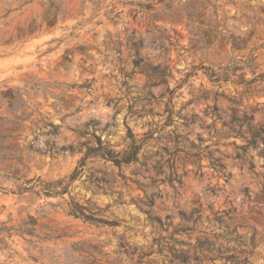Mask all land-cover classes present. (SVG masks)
<instances>
[{"label": "rangeland", "instance_id": "1", "mask_svg": "<svg viewBox=\"0 0 264 264\" xmlns=\"http://www.w3.org/2000/svg\"><path fill=\"white\" fill-rule=\"evenodd\" d=\"M263 135L264 0H0V264H264Z\"/></svg>", "mask_w": 264, "mask_h": 264}, {"label": "trees", "instance_id": "2", "mask_svg": "<svg viewBox=\"0 0 264 264\" xmlns=\"http://www.w3.org/2000/svg\"><path fill=\"white\" fill-rule=\"evenodd\" d=\"M206 72L208 73L209 78H211L214 81L217 80H225L228 79V75H220L219 73L209 69L205 68ZM260 140L264 142V135L260 137ZM254 147H256V143H251ZM93 157V156H99L105 159V161H111L112 163L116 165L121 164H127L132 162L135 159V151L132 153H128L126 155H120L118 151H115L112 149V145L101 141L98 142L97 146H88L86 148V151L84 152V155L82 157V160H85L87 157ZM14 186L13 189H7L0 186V190L4 192H11V193H17V194H23L27 191H34L36 193L42 192L45 195H57L61 194L66 190V185L61 186V189H57V186L61 185L63 182V179H57L55 181H45L40 176L32 177V178H23L22 176L14 177ZM72 178V176H71ZM86 207L79 205L78 203H74L70 207V213L76 217H80L86 221L89 222H95V223H103L108 225H113L114 222L107 221L105 219H101L98 217H95L94 214L91 213H85ZM253 239L254 236L251 237V243L253 245ZM203 251V249H199ZM205 250H208L207 248ZM219 252V251H218ZM181 258L186 259L184 255H179ZM220 258H222L225 262H229L230 264H245L246 259L245 258H238L236 255L229 254V255H222L221 253H218Z\"/></svg>", "mask_w": 264, "mask_h": 264}]
</instances>
